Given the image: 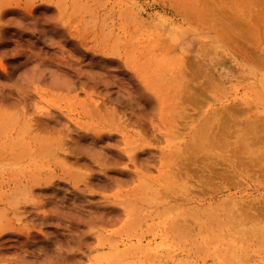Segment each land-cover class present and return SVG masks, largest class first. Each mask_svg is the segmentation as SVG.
Returning a JSON list of instances; mask_svg holds the SVG:
<instances>
[{"label":"rangeland","instance_id":"obj_1","mask_svg":"<svg viewBox=\"0 0 264 264\" xmlns=\"http://www.w3.org/2000/svg\"><path fill=\"white\" fill-rule=\"evenodd\" d=\"M263 13L0 0V264H264Z\"/></svg>","mask_w":264,"mask_h":264},{"label":"bare ground","instance_id":"obj_2","mask_svg":"<svg viewBox=\"0 0 264 264\" xmlns=\"http://www.w3.org/2000/svg\"><path fill=\"white\" fill-rule=\"evenodd\" d=\"M264 14V13H263ZM237 20V19H236ZM264 26V25H263ZM232 31V30H231ZM226 32H229L230 33V31H226ZM226 32L224 33V34H226ZM263 32V31H262ZM231 34H233V32H231ZM264 34V33H263ZM221 36H223L224 38L227 36V34L224 36V35H221ZM225 39H228V37L227 38H225ZM235 43V42H234ZM240 46V45H239ZM235 48H237L236 46H235ZM243 54V53H242ZM209 78H210V76H209ZM212 78V77H211ZM211 80V83L213 82V79H210ZM191 98V97H190ZM189 100V99H188ZM191 100V99H190ZM189 100V101H190ZM233 110V111H232ZM236 109H231V110H229V112L231 113V112H234ZM236 112V111H235ZM232 114V113H231ZM234 114V113H233ZM224 127H226V126H221V128H219V130L218 131H220V132H217V134H215V133H213V132H211V131H209V130H202L201 132H199L198 134H197V142H198V140L200 141V143H199V145H200V150L204 153V154H206L207 156H209L210 154H215V155H217L216 157H218V158H220V156H221V158H222V156L223 155H225L224 157H228V155L230 156H234L235 157V159H233V161H232V165L234 166V167H237V168H242L241 170H245V171H249V170H251V164H241L243 161H242V156H241V153H246V151L249 149V146H251V145H249L248 143H247V148H245V149H238L239 150V152H240V154H238L237 152H235V151H232V152H230V154H228L229 152H228V150L225 152V153H222V151L223 150H221L220 148H222L224 145H225V141H226V138L230 135V133H228V130H227V128L225 129V130H227V131H225L226 133H223V131L222 130H220V129H224ZM230 130V129H229ZM196 139V138H195ZM196 141V140H195ZM224 141V142H223ZM251 143V142H250ZM197 146H198V144H197ZM219 146H221V147H219ZM218 147V148H217ZM250 149H251V147H250ZM249 149V150H250ZM248 153H253V151H252V149H251V151H248ZM257 152H255L254 154H255V157H257L258 155H259V153L258 154H256ZM257 155V156H256ZM230 158V157H229ZM228 158V159H229ZM258 158H259V156H258ZM258 158H256V159H258ZM222 159H224V158H222ZM231 159V158H230ZM229 159V160H230ZM247 159V158H246ZM260 159V158H259ZM258 159V160H259ZM221 160V159H220ZM232 160V159H231ZM248 160H249V158H248ZM257 160V161H258ZM226 161H227V159H226ZM230 162V161H229ZM255 162V161H254ZM231 164V163H230ZM226 172V171H225ZM211 173V172H210ZM227 173V172H226ZM212 174V173H211ZM256 174V173H255ZM261 175V174H260ZM213 176V175H212ZM223 176V175H222ZM257 176V175H256ZM208 177V176H207ZM212 179H213V177H212ZM261 178H259V180H260ZM207 180V178H205V180L204 181H206ZM208 180H209V178H208ZM211 180V179H210ZM264 180V179H263ZM213 181V180H212ZM258 181V180H257ZM209 182V181H208ZM216 182V181H215ZM203 183V182H202ZM211 183V182H210ZM261 183V182H260ZM264 183V182H263ZM262 184V183H261ZM215 185V184H214ZM217 185V184H216ZM206 186V185H205ZM208 186V185H207ZM212 186H213V184H212ZM212 188V187H211ZM209 189V188H208ZM213 190V189H212ZM215 190V189H214ZM242 207V206H241ZM240 209H242L243 210V208H240ZM238 211V210H237ZM243 212V211H242ZM248 213V212H247ZM247 213H245V214H247ZM244 214V213H243ZM246 216V215H245ZM247 216H248V214H247ZM246 218V217H245Z\"/></svg>","mask_w":264,"mask_h":264}]
</instances>
